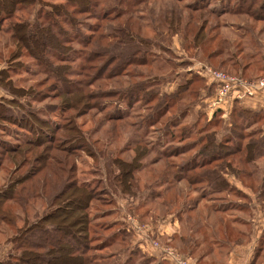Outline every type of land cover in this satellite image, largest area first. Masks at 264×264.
Returning a JSON list of instances; mask_svg holds the SVG:
<instances>
[{
	"label": "rangeland",
	"instance_id": "1",
	"mask_svg": "<svg viewBox=\"0 0 264 264\" xmlns=\"http://www.w3.org/2000/svg\"><path fill=\"white\" fill-rule=\"evenodd\" d=\"M49 1L62 3L59 0H34L33 4L23 6L15 12L13 19L2 23L0 70L7 69L8 57L14 50L11 23L31 19L35 12ZM127 1L129 0H102L101 3L103 9H110L111 12L114 9L124 11V17L131 16V19L135 20L140 17L141 20L136 23L152 41L156 40L153 36L155 32L165 31V25H156L162 17V13L158 12L159 4L173 5L175 8L182 5L205 8L198 14L208 20L202 35L205 34L207 26L217 25L214 41L205 50L192 48L189 50L175 34L169 37L163 34L164 43L158 42V44L163 45L164 50L149 47L143 49L147 53L143 56L140 54V57L145 59L144 65L133 64L126 68V72L121 77L110 80L105 78L107 73L105 71L103 74L95 73L101 67H105L102 66L106 63L102 61L108 60H105V55L119 53V47L112 49L111 45L109 51L104 52L101 48L105 44L104 41H93V44L96 42L93 45L94 51L101 49L104 57L99 59L92 57L84 63L82 69L78 65L79 61L74 60L71 69L78 76L71 73L66 75V78L80 81L79 76H83L81 83L87 86L84 89L78 86L77 91H80V94L71 97L73 100L66 103L56 98L59 94L50 88L53 84L51 80L32 66L30 58L22 54L18 60H15L18 64L10 70L8 79L14 87L33 91L34 95H37L34 96V102L27 97L18 98V102L26 105L31 115L43 120L48 119L51 138L50 143H47L42 150L34 149L30 153L36 156L39 151L41 152L39 164L30 163L32 165L29 164V169L41 165L38 169L48 181L49 178L50 180L53 178L45 168L52 166L60 170L63 162L64 177L75 182L77 186H83L91 191L94 198L89 204L87 213L93 222L90 224L89 235L91 244L99 246L90 252L93 264H264V159L243 166L242 154L232 157L221 156L222 160L207 166L203 170L205 172L186 174L190 180L193 177L216 178L217 174L218 182H221L219 185L218 182L209 186L189 184L186 180L175 182L174 177L181 175L180 172L176 173V168L191 154L173 157L171 156L173 152L168 154L165 149L161 153L159 151L163 149L157 145V141L158 135L163 131L167 130L164 135H167L168 131L172 132L168 123L176 116L178 110H171L164 118L156 119L153 115L157 111L154 108L156 102L147 106L139 104L133 108H123L114 105V95L106 98L107 91L113 93L124 86L132 87L133 84L147 77L160 79L162 83L158 91V101L163 100L157 105L160 109L167 104L168 98L165 96L175 91L178 85L187 79L197 77L203 81L202 83L211 86L212 84H208L205 78V69L239 75V71L235 72L230 68L232 65L230 61L239 66L246 62L252 63L257 68L259 63L255 61L261 54L253 56V52L257 51L256 43L259 42L261 45L264 41V30L259 37L260 41L254 42L250 39V35L243 37V30L240 28L243 26L250 28L253 32L252 37L255 38L257 29L264 28V24L252 23L243 16H224L216 20L214 16L220 13V6L224 3L222 1L219 3V0H182L180 3L176 0H132L134 2L129 8H123V4ZM140 2L143 4H138ZM237 4H239L237 0L230 1V5ZM207 5L209 7H206ZM241 5L246 6V2ZM100 9L101 6H97L96 11ZM254 12L264 15V11L256 7ZM112 19L107 17L105 22H100L102 28L103 25L109 27ZM153 21L155 23L152 25ZM72 23L75 28L85 25L79 33L76 30L82 38L90 33L87 25H98L95 16L88 10L80 15L74 14ZM198 24L199 22L196 23ZM222 39H226L229 47L227 44L220 57L206 59L207 53L215 49V44ZM123 53L125 52L119 54ZM260 59L264 61V56L262 55ZM219 60L223 66L217 64ZM74 65L78 66L74 67ZM256 68L254 67V70ZM108 70L109 68L106 69ZM253 76L258 78L263 74L257 71ZM202 83L197 82L189 86L190 90L183 99L182 105L183 107L192 105V111H202L207 118L200 119L198 125L209 121L211 127L207 135L215 134L224 145L223 136L230 130L229 120L226 116L224 119H209L213 112L204 102L207 98L210 99L212 91L208 93L200 89ZM1 98L12 99L0 88ZM70 106L74 109L67 110ZM209 112L210 115L207 114ZM3 113L7 118L11 115ZM188 121L189 119L185 123H189ZM68 125H71V129L73 128L78 134H68L67 140L64 130L68 129ZM16 131H21L23 135L18 139L28 138L36 143V134L19 129ZM183 131L185 132V129ZM11 133H7L9 137L0 134V139L18 144L10 137ZM172 133L178 135L180 129ZM175 141L176 139L173 142L174 146L177 145ZM69 142L71 146L65 150H69L71 156L66 157L67 163H65L64 153L56 148L64 149L62 147ZM2 148L4 147L0 144V186L6 182V176L11 171L3 160L7 156ZM24 148L26 146L22 149ZM228 150L222 148L221 153H226ZM140 152L145 153L139 160L140 167L132 173L129 192H123L125 188L114 179L117 175L115 161L129 163L131 158ZM225 163L228 164L227 168L223 165ZM54 168L52 174L57 173ZM25 170L27 169L23 171ZM188 206L190 209H187ZM110 235H113L111 239L108 238ZM5 236L0 234V259H4L6 251L9 250L4 244ZM108 243L109 246L102 248ZM187 248L192 250L189 251Z\"/></svg>",
	"mask_w": 264,
	"mask_h": 264
},
{
	"label": "trees",
	"instance_id": "2",
	"mask_svg": "<svg viewBox=\"0 0 264 264\" xmlns=\"http://www.w3.org/2000/svg\"><path fill=\"white\" fill-rule=\"evenodd\" d=\"M59 1L62 3L47 2L35 12L31 19L11 23L14 50L8 57L9 66L7 65V69L0 70V88L12 98L9 100L0 99V134L8 136L7 133L12 132L9 134L10 137L19 144L8 143V141L0 139V144L4 147L2 149L5 150L3 153L7 156L3 160L11 168L6 176V182L0 186V234L6 235L4 244L9 248L5 253V258L0 259V264H93V257L90 252L99 247L91 244V236L89 235L90 224L93 222L87 213L89 204L94 198L91 191L86 190L83 186H77L75 182L64 177L63 162L60 170L52 166L45 168L49 176L53 178L50 180L48 177V181L38 169L41 165H37L38 167L35 169H29L30 163L39 164L41 152L39 151L36 156L30 153L34 149L42 150L47 143H50L51 138L49 137L48 119L43 120L36 115H31L27 111L28 107L18 102V98L22 97H27L34 102V96L37 95H34L33 91L14 87L9 81L10 70L18 64L15 63V60H18L22 54L30 58L32 66L40 70V73L53 83L50 88L59 94L56 95V98L66 103L73 100L71 97L80 94V91H77L78 86L81 89L87 86L85 83H81L83 76H79L80 81L67 80L66 75L74 72L71 69L74 60L79 61L78 65L82 69L84 63H87L92 57L94 59L104 57L103 51H109L111 45L112 49L119 47V53L125 52L127 56L125 57V53H112L111 55L107 53L105 60H108L102 61V63L106 62L102 65L105 67H101L95 73L103 74L105 71L107 72L105 78L110 80L121 77L126 72V68L133 64L144 65L145 59L140 57V54L141 56L147 55L144 50L148 47L164 50L163 45L158 44V42L164 41L163 34L166 37L175 34L180 38L183 45L186 44L189 50L191 48L193 50H205L215 38L217 25L207 26L205 34L202 35L208 20L198 14L202 13L201 10H205V8L182 5L177 6L176 9L173 5L159 4L158 12L159 14L162 13V17L156 25H165V31L164 33L155 32L153 36L156 40L152 41L136 23L141 20L140 17L135 20L131 19V16L124 17V11L121 12L119 9H114V12H111L110 9H103L102 0ZM134 1H127L123 4V8H129ZM181 1L176 0L177 3ZM221 1L224 3L220 6V13L214 16L216 20L224 16H243L246 20L250 19L252 23L261 22L264 24V15L253 13L255 7L264 11V0H237L239 4L235 6L230 5L231 0H219V3ZM33 2L34 0H0V29L4 21L13 19L15 12H18L23 6L33 4ZM245 2L246 6H242L241 4H245ZM208 5L206 7H209ZM97 6H101L100 11H96ZM86 10L92 12L98 21V25H87L90 33L82 38L76 33V30L79 33L85 25L75 28L72 21L74 14L80 15ZM108 11L111 13L109 14ZM107 17L113 19L110 21L109 27L103 25L102 28L100 22H105ZM198 22L199 24L196 25ZM154 23L155 21L152 25ZM194 28L196 29L194 30ZM240 30H243V37L250 35V39L255 42V40L260 41L259 37L264 28L257 29L255 38L252 37L253 32L250 28L247 29L243 26ZM93 41H104L105 44L101 46L103 51L101 49L94 51L93 45L96 42L93 44ZM227 44L226 39L220 40L215 44V49L207 53L206 59L220 57ZM256 44H258L257 51L253 52V56L261 54L255 61L259 63L257 68L252 63L246 62L239 66L230 61L232 62L230 68L235 72L239 71L240 77L246 80L256 78L253 75L257 71H261L264 75V61L260 59L262 55L264 56V41L261 45L259 42ZM129 53L130 56L128 57ZM217 64L223 66L220 60ZM78 65H74V67ZM253 66L256 68L255 70ZM107 68H109L108 71H106ZM249 68L251 69L250 73ZM109 73L111 74L109 75ZM72 75L78 76L74 73ZM197 82L202 83L203 81L200 78L192 77L179 84L175 91L165 96L168 98L167 104L160 109L157 106L163 102V100L158 101V91L162 83L160 79L147 77L139 83L133 84L132 87L124 86L121 87V90L113 91V93L107 91L106 98L114 95V105L123 108H133L139 104L147 106L156 102L154 108L157 111L152 113L156 119L164 118L171 110H178L168 125L172 132L180 129V133L174 135L168 131L167 135H164V132L167 131L165 130L159 134L157 145L163 149L159 152L163 153L165 149L168 154L173 152L171 155L173 157L191 154L176 168V173L180 172L181 175L174 177L175 182L186 180L189 184L209 186V184L214 185L213 183L218 182L216 172L211 171L216 174V178L211 179L193 177L190 180L186 174L202 172L210 164L222 160L221 156L232 157L242 154L244 162L241 165L264 159V112L244 109L237 101H233L225 115L226 119L229 120L230 130L227 135L223 136L225 141L223 145L221 139H217L215 134L207 135L211 127L209 121L198 125L200 119L207 118L202 111H192V105L184 107L182 105L183 99L190 90L189 86ZM211 86L202 83L200 89L210 93L213 90ZM68 109H74V107L70 106ZM3 112L11 114L10 117H4L6 115ZM212 112L209 119L225 118H220L222 114L220 110ZM188 119L189 123H185ZM67 128L64 130L67 140L69 139L68 134H78L73 128L71 129V125H68ZM18 129L36 134V143L31 142L28 138L18 139L19 136H23L21 131H16ZM174 139L177 143L175 146L173 145ZM25 146L26 148L22 149ZM70 146L71 143L69 142L62 147L64 149L56 148L64 153L63 161L65 163H67V158L71 156V152L65 149H69ZM222 148L229 150L226 153H221L223 152ZM143 154L145 153H136L129 163L120 160L115 161L117 175L114 176V179L125 188L123 192H129V181L132 179L133 171L140 167L139 160ZM223 165L225 168L228 167L227 163ZM52 168L55 169L56 174H52ZM24 169L27 170L23 171ZM187 209L190 207L188 206ZM112 237L113 235H110L108 238L111 239ZM107 246L109 243L102 248ZM182 248L184 247L182 246ZM187 250L191 251L192 249L187 248Z\"/></svg>",
	"mask_w": 264,
	"mask_h": 264
},
{
	"label": "built area",
	"instance_id": "3",
	"mask_svg": "<svg viewBox=\"0 0 264 264\" xmlns=\"http://www.w3.org/2000/svg\"><path fill=\"white\" fill-rule=\"evenodd\" d=\"M204 73L208 84L213 85L212 97L207 103V108L211 111L220 110L221 118L225 117L226 108H229L233 101L241 102L246 98L264 94V75L246 80L240 75H230L209 69H205Z\"/></svg>",
	"mask_w": 264,
	"mask_h": 264
},
{
	"label": "crops",
	"instance_id": "4",
	"mask_svg": "<svg viewBox=\"0 0 264 264\" xmlns=\"http://www.w3.org/2000/svg\"><path fill=\"white\" fill-rule=\"evenodd\" d=\"M212 93H211V97H212ZM211 97H209V98L211 99ZM210 99L207 98V101H205L204 103L207 104ZM238 103L244 109L251 110V111H257V112L258 111L264 112V94L263 93L255 96L253 98H246L243 101L238 102ZM205 107H206V105H205ZM228 109L229 108L227 107L226 108L227 112H228ZM207 114L210 115V112ZM235 260H237V259H235Z\"/></svg>",
	"mask_w": 264,
	"mask_h": 264
}]
</instances>
